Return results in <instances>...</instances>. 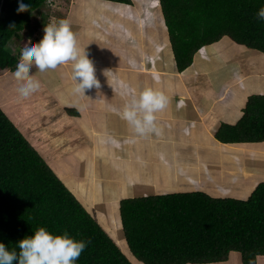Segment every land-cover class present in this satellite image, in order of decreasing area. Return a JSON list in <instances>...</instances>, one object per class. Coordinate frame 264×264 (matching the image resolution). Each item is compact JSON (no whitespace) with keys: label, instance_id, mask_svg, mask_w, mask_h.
I'll use <instances>...</instances> for the list:
<instances>
[{"label":"crops","instance_id":"0c3cea01","mask_svg":"<svg viewBox=\"0 0 264 264\" xmlns=\"http://www.w3.org/2000/svg\"><path fill=\"white\" fill-rule=\"evenodd\" d=\"M95 1L111 4L100 15L91 2L70 0L65 20L92 61L100 88L76 94L70 64L43 73L33 65L30 73L43 78V90L29 97L35 103L24 108L20 130L114 238L124 233L123 199L178 192L172 185L180 184L186 191L247 198L259 183L255 178L264 174V141L224 143L215 133L221 123L240 119L249 96L264 94V53L232 40L239 47L228 44L234 49L230 56L219 40L204 45L202 56L197 51L180 71L164 16L155 19L158 11L163 15L160 0ZM27 29L34 32L31 23ZM22 48L17 44L14 52L20 56ZM10 72L0 85L14 94L17 82ZM146 85L167 96L169 104L156 113L159 132L139 136L122 112ZM7 101L0 94V106L15 118L4 106ZM218 263L245 264L239 251ZM256 264H264V255Z\"/></svg>","mask_w":264,"mask_h":264},{"label":"trees","instance_id":"16d2710c","mask_svg":"<svg viewBox=\"0 0 264 264\" xmlns=\"http://www.w3.org/2000/svg\"><path fill=\"white\" fill-rule=\"evenodd\" d=\"M20 2L0 0V72L15 71L20 56L9 43L47 0H22L30 5L24 12L17 11ZM160 3L180 71L200 48L223 37L264 53V20L257 19L264 0ZM215 137L224 143L264 141V94L249 96L240 119L221 123ZM120 213L129 249L145 264L219 262L233 251L243 263L256 264L264 254V180L245 199L172 192L123 199ZM41 226L90 241L75 264H135L0 106V243L19 252L17 242Z\"/></svg>","mask_w":264,"mask_h":264},{"label":"clouds","instance_id":"9594fccd","mask_svg":"<svg viewBox=\"0 0 264 264\" xmlns=\"http://www.w3.org/2000/svg\"><path fill=\"white\" fill-rule=\"evenodd\" d=\"M48 3L47 0L46 4L50 6ZM29 7L30 5L24 4L21 0L17 11H28ZM42 10L43 7L40 12H44ZM34 14L36 15V13ZM31 17L33 18L31 25L40 29L39 21L35 20L34 22V15H31ZM257 19L264 20V6L259 8ZM27 28L28 26L25 29ZM153 62L151 60V63ZM68 64L71 65L72 69L71 78L76 82L73 88L74 93L85 95L86 90L93 87L100 88V82L95 76L93 63L88 58L85 49L78 47L76 36L72 32L68 21H52L45 26L44 35L39 43H33L29 37L23 45L19 62L13 73L17 82V93L20 97L28 98L39 90V80L30 74L33 65L39 72L43 73ZM168 104L169 99L167 96L146 85L137 94H133L125 104L122 118L139 136L158 133L156 113L163 111ZM88 243L90 241L74 239L67 231L62 234H54L41 226L35 229L33 235L26 236L17 242L19 252L16 248L9 250L4 243H0V264H14V262L16 264H75ZM140 262L145 264L142 261Z\"/></svg>","mask_w":264,"mask_h":264},{"label":"rangeland","instance_id":"374dc122","mask_svg":"<svg viewBox=\"0 0 264 264\" xmlns=\"http://www.w3.org/2000/svg\"><path fill=\"white\" fill-rule=\"evenodd\" d=\"M135 1L137 2L138 0H135ZM86 2L87 3H90L91 2L92 4H94V5H91V6H94V9L96 10V12L101 13L100 15H103V13L105 11H107V9L109 8V5L111 4V3H101V2L99 4H95L96 3L95 0H86ZM69 6H70V0H52V5L49 6V5L46 4V6L43 7V10H42L44 12L36 11L35 12L36 15L35 14H32V15H34V22H35V20H38L39 23H40L39 25L41 26V28L39 29V28L34 27V29H33L34 32L25 29V31L21 32L22 38L21 37L17 38L18 36L17 37H14L13 40L10 41L8 47L12 51H16L17 44H19V45H21L23 47V45L27 42V39L29 37L31 38V40H32L33 43H39V41L42 39V37L44 35V28H45V26L47 24L51 23L52 21H57L58 22L60 20H65L67 18V16H68V11L70 9ZM76 7L78 9H82V5L79 4V3L76 4ZM163 16L164 15L161 14V11H158L157 17H155V19L157 20V22H161L160 20H163ZM32 20H33V18H32ZM153 20H154V18H153ZM228 44L229 45L233 44L232 46H237V47H239V46L236 45V44H234L233 41L230 40V38H228V37H223L221 39V41L219 42V45H220L221 49L224 50V51H226V53L231 56V55H233L234 49H232V48H229V49L226 48ZM240 46L242 48H244V46H242V45H240ZM168 51H169V49H168ZM201 54L202 53H201V50H200L198 52V57ZM10 71L11 70H3V71H1L0 72V81L1 80H4L7 77H10L9 75L12 74ZM41 79H43V78L41 77L39 80H41ZM16 85H17V83H16ZM1 87H2V85H0V94H1V96L4 97V99L8 100L7 103H6V105H4V106L9 107V110H8L9 114H12V115L15 114L14 116H15L16 120H15L14 117H13L14 119L12 117H11V119L13 121L15 120L14 122L16 124L23 123V121L25 120V116H24L25 113H24L23 110H26L27 108H31V106L26 108L27 104H32L33 105L35 103L34 100H29V97L30 96L31 97L32 96H35L36 97V94H35L36 92L33 93L32 95H30L28 98H23V97H20L19 96V94L17 93L16 89H15L16 92H14V94H11L10 93V89H4V88H1ZM42 90L43 89H41V87H40L39 88V92H41ZM9 94L10 95H13V96H11L12 98L9 96ZM24 108H26V109H24ZM36 109H38V108H36ZM30 114H32V113H30ZM233 158H236L237 159V156L234 157V155H233ZM246 162L252 164V166L254 164V160H252V161L249 160L248 161V159H247ZM256 162L258 164L260 163L258 161H256ZM186 169L190 173H192V172L193 173H196L197 172L195 169H192V168H186ZM263 179H264V174H259V176L255 178V181L256 182H260ZM253 183H254L253 180H249L248 186H252ZM172 186L176 188L175 191H178V192H185L186 191V189L183 190L184 189V186L182 184L177 185V186H175V185H172ZM223 196L224 197H228V196H230V194L229 193L228 194H223ZM121 234H122V237L119 238V239L115 237V240H116V242L118 244H120L121 248L124 251H126V250L129 249V247L127 245V248H125V246H124L125 238L123 236L124 235L123 231H122ZM129 253L132 254L130 251H129ZM135 259H133L134 263L135 264H139L138 263V260L137 259L135 260ZM213 264H221V263L215 262ZM225 264H229V263H225Z\"/></svg>","mask_w":264,"mask_h":264},{"label":"built area","instance_id":"2783aa9c","mask_svg":"<svg viewBox=\"0 0 264 264\" xmlns=\"http://www.w3.org/2000/svg\"><path fill=\"white\" fill-rule=\"evenodd\" d=\"M48 2H49L48 4L52 5V0H48Z\"/></svg>","mask_w":264,"mask_h":264}]
</instances>
